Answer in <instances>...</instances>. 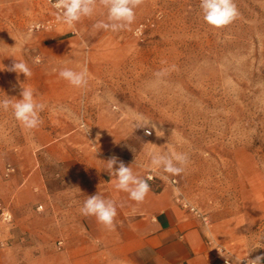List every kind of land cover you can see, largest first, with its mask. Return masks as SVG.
Returning a JSON list of instances; mask_svg holds the SVG:
<instances>
[{
    "label": "rangeland",
    "instance_id": "374dc122",
    "mask_svg": "<svg viewBox=\"0 0 264 264\" xmlns=\"http://www.w3.org/2000/svg\"><path fill=\"white\" fill-rule=\"evenodd\" d=\"M4 3L0 100L27 86L45 108L32 130L0 109V207L11 213L1 246L15 239L16 220L20 238L34 236L30 224L58 248L76 237V209L99 185L94 164L112 156L172 183L209 219L234 216L244 193L264 191V0H234L238 15L223 28L204 21L200 0H144L119 32L93 28L102 7L69 28L51 24L57 11L46 0ZM15 58L31 77L7 70ZM84 64L86 87L58 74ZM137 115L156 125L151 135L133 129ZM149 152L187 153L189 163L171 175L150 166Z\"/></svg>",
    "mask_w": 264,
    "mask_h": 264
},
{
    "label": "crops",
    "instance_id": "0c3cea01",
    "mask_svg": "<svg viewBox=\"0 0 264 264\" xmlns=\"http://www.w3.org/2000/svg\"><path fill=\"white\" fill-rule=\"evenodd\" d=\"M5 6L0 0V15ZM117 158L131 166L135 175L146 179L150 191L142 202H136L127 192L115 188L116 177L107 169L109 158L94 164L98 172L95 182L99 185L93 195L98 193L114 202V228L104 226L95 216L83 215V205L79 203L78 220L71 224L77 230L76 237L65 238L58 248L50 239L38 238V228L32 224L29 231L34 236L20 238L17 234L25 227L16 220L19 230L15 231V239L0 245V264H225L222 255H232L228 259L235 263L236 257L253 259L264 255V191L260 188L248 191L250 195L244 193L234 216L209 219L188 207L172 183L157 176L148 179L149 172L142 164ZM46 218V227H50L48 221H52L48 215Z\"/></svg>",
    "mask_w": 264,
    "mask_h": 264
},
{
    "label": "clouds",
    "instance_id": "9594fccd",
    "mask_svg": "<svg viewBox=\"0 0 264 264\" xmlns=\"http://www.w3.org/2000/svg\"><path fill=\"white\" fill-rule=\"evenodd\" d=\"M143 3L144 0H52V7L57 11V20L66 24L69 28H74L76 23L84 17H92L97 8L102 7L106 9V19L97 21L93 28L119 32L131 30V25L136 19L135 10ZM200 9L204 21L214 28H223L229 25L238 15L234 0H200ZM7 70L17 73L18 77L23 74L26 79L32 75L28 64L16 58ZM53 71H56V69H53ZM58 74L74 87L83 88L88 84L89 71L87 64L82 65L78 71L67 67L62 68ZM156 75L161 76L163 72ZM20 96V99H10L8 97L0 100V109L4 111L11 109L14 118L26 129L38 128L42 123L40 113L44 110L45 104L38 102L31 87L22 86ZM150 124L151 121L147 118L137 115L133 129H144L145 135H151L152 132L148 127ZM155 127V124H151L152 129H155ZM89 130L86 129L87 133ZM97 138H99V135ZM148 155L150 166L153 169H162L165 173L171 175L181 174L189 163L188 154L182 152H149ZM106 163L109 173L114 174L116 177L115 188L127 192L132 200L142 202L150 191L148 181L135 175L132 167L126 166L116 156L110 157ZM80 211L85 216H95L98 222L109 229L114 228V218L117 211L112 200H106L98 193L88 196ZM222 256L226 258L225 264H229L228 258L232 255ZM240 260L236 257V264H239ZM262 262H264V255H257L253 259H247L246 264H262Z\"/></svg>",
    "mask_w": 264,
    "mask_h": 264
},
{
    "label": "built area",
    "instance_id": "2783aa9c",
    "mask_svg": "<svg viewBox=\"0 0 264 264\" xmlns=\"http://www.w3.org/2000/svg\"><path fill=\"white\" fill-rule=\"evenodd\" d=\"M46 1L52 5V0H46ZM56 21H57V18H53L50 20L51 24H53ZM149 177H151L150 179L152 180L154 178V175L148 174V179H149ZM10 221H11L10 211L0 207V235L2 234L1 223L10 222ZM1 244L4 245V242H2ZM225 259H224V262H225ZM247 259H250V258L242 257L240 260V264H246ZM228 260H229V264H236L233 260H231V259H228Z\"/></svg>",
    "mask_w": 264,
    "mask_h": 264
}]
</instances>
